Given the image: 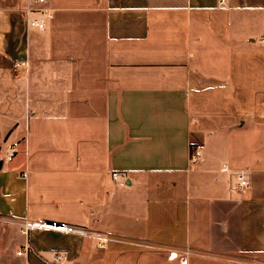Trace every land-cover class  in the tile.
<instances>
[{
    "label": "crops",
    "instance_id": "0c3cea01",
    "mask_svg": "<svg viewBox=\"0 0 264 264\" xmlns=\"http://www.w3.org/2000/svg\"><path fill=\"white\" fill-rule=\"evenodd\" d=\"M30 5L0 0V264H264V0Z\"/></svg>",
    "mask_w": 264,
    "mask_h": 264
},
{
    "label": "built area",
    "instance_id": "2783aa9c",
    "mask_svg": "<svg viewBox=\"0 0 264 264\" xmlns=\"http://www.w3.org/2000/svg\"><path fill=\"white\" fill-rule=\"evenodd\" d=\"M32 1L38 7H34L31 5L26 7L24 9L25 14L41 13L42 15H46L47 17H49L50 14L46 10L39 7V6L43 5L46 0H32ZM27 24L32 26V27H37L38 29H43V26H44L42 21L37 22L36 20H27ZM13 154H14V150H12V152H10V154L8 156V160H10L12 158ZM111 177H112V180L117 181L120 179H124L125 175L122 172H112ZM238 181H239V183H238L239 189H243L249 185V182L247 180H245V177L242 173L238 177ZM35 227L46 228L49 230L65 232V233L74 234V235H78V236L87 235V231L85 230V228H82V227L56 225V224H43V223H25L21 228V232H24L28 229H33ZM107 241H108L107 238L100 237L99 246L101 248H104ZM27 250H28V248L23 247L21 250L16 252V256H18V257L23 256L27 252ZM186 256H187V252H183V255L180 258L181 259L180 264H187ZM60 257H61V254H57L56 258H55L56 261L59 260ZM178 258H179V256L176 252L169 253V255H168V260H170V261L178 259Z\"/></svg>",
    "mask_w": 264,
    "mask_h": 264
},
{
    "label": "rangeland",
    "instance_id": "374dc122",
    "mask_svg": "<svg viewBox=\"0 0 264 264\" xmlns=\"http://www.w3.org/2000/svg\"><path fill=\"white\" fill-rule=\"evenodd\" d=\"M0 223H2V222H0Z\"/></svg>",
    "mask_w": 264,
    "mask_h": 264
}]
</instances>
